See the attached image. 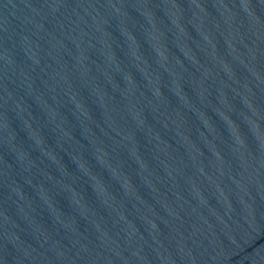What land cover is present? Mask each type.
Segmentation results:
<instances>
[{
  "label": "water",
  "instance_id": "1",
  "mask_svg": "<svg viewBox=\"0 0 264 264\" xmlns=\"http://www.w3.org/2000/svg\"><path fill=\"white\" fill-rule=\"evenodd\" d=\"M0 264H264V0H0Z\"/></svg>",
  "mask_w": 264,
  "mask_h": 264
}]
</instances>
